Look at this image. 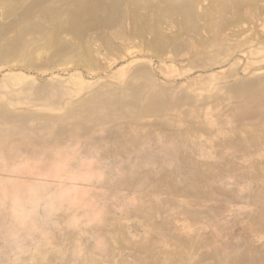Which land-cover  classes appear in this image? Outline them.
<instances>
[{"label": "rangeland", "instance_id": "374dc122", "mask_svg": "<svg viewBox=\"0 0 264 264\" xmlns=\"http://www.w3.org/2000/svg\"><path fill=\"white\" fill-rule=\"evenodd\" d=\"M0 264H264V0H0Z\"/></svg>", "mask_w": 264, "mask_h": 264}]
</instances>
